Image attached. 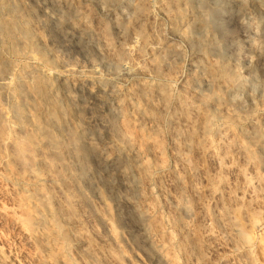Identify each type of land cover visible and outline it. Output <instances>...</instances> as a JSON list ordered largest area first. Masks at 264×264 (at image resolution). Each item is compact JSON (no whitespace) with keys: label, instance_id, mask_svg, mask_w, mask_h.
Here are the masks:
<instances>
[{"label":"rangeland","instance_id":"1","mask_svg":"<svg viewBox=\"0 0 264 264\" xmlns=\"http://www.w3.org/2000/svg\"><path fill=\"white\" fill-rule=\"evenodd\" d=\"M8 2L42 41L14 51L0 35L4 139H23L28 70L53 75L88 167L39 156L21 178L0 146V264H264V0ZM28 100L47 113L41 95ZM38 191L63 205L71 193L59 227L34 224Z\"/></svg>","mask_w":264,"mask_h":264},{"label":"bare ground","instance_id":"2","mask_svg":"<svg viewBox=\"0 0 264 264\" xmlns=\"http://www.w3.org/2000/svg\"><path fill=\"white\" fill-rule=\"evenodd\" d=\"M8 3V0H0V35L12 41V48H15L14 51L17 50L18 47L38 50L42 39L34 35L32 24L27 14L24 13L23 6L17 3L8 5ZM4 11H10L13 19H4L2 16ZM180 11L181 10H178V12ZM5 70L6 67L0 64V77L3 76ZM27 74L31 77V80L27 77L30 81L26 80L23 82L22 86L24 92L22 96L31 104L30 100H28L29 98L31 99L36 95H41L47 107V113H45L44 116H40L30 109L32 105L27 104L26 101L24 105L17 106L15 109V118L19 130L23 134V139L19 142H6L7 140L4 139L3 136L4 127L1 121L0 146L6 145L13 150L15 161L20 165L22 170L20 173L21 178L34 175L39 165V160L37 159L39 156L40 162L46 161L50 167L55 168L62 166L64 170H69L68 164L64 161L65 152L72 154L73 158L81 163L84 170H86L88 167L86 163L87 155L84 146L81 144V137L78 132L73 131L75 129L72 130V128L70 129V126L68 127L67 125L66 117H68L70 110L63 107L57 99L54 76H36L29 70ZM220 75L223 81L230 85L235 78V74L225 67L220 69ZM7 85L8 84L3 83L0 84V87L5 89ZM233 85H235V82ZM0 118H4L2 111H0ZM55 130L62 132L67 139H64L65 141L63 140V142H61L62 140L59 141L55 137L56 135L54 136ZM115 132H117V130ZM117 135L122 141H128L130 139L129 134L122 130L118 131ZM259 136L258 134L257 137ZM40 141L43 142L42 148H38ZM31 198L35 199L37 204L39 203V206H41L39 213L35 217V220H33L34 224L40 226V228H43L42 216L49 218L54 222L56 227H59V216L66 214L68 207L73 205L71 193H68L65 198L66 205L61 204L60 201L51 199V197L46 198L43 191H38L37 194ZM100 217L109 223L113 221V211L108 203L105 204L104 213L101 214ZM42 236L52 237L46 233L45 235L42 233Z\"/></svg>","mask_w":264,"mask_h":264}]
</instances>
